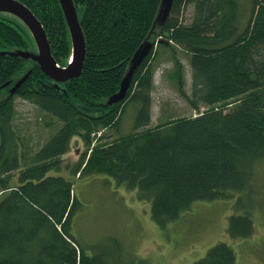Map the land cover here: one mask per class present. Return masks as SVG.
<instances>
[{
  "label": "trees",
  "instance_id": "trees-1",
  "mask_svg": "<svg viewBox=\"0 0 264 264\" xmlns=\"http://www.w3.org/2000/svg\"><path fill=\"white\" fill-rule=\"evenodd\" d=\"M18 1L42 25L58 65L66 66L71 40L59 0ZM248 1L251 12H244ZM160 2L73 0L85 59L81 75L62 83L22 55L37 54L31 33L19 18L0 12V264H115L73 235L82 208L78 179L103 175L137 190L162 231L196 202L249 190L264 163V0H173L150 38ZM147 40L151 49L133 71L125 98L109 104ZM181 52L188 58L190 92ZM160 56L172 65L165 80L193 114L149 127ZM16 98L44 114L50 132L42 143L33 145L16 124ZM128 108L132 130L120 134ZM72 139L85 150L65 174L63 156ZM227 231L246 239L254 225L248 213L232 215ZM135 264L155 263L139 258ZM191 264H235V255L218 243Z\"/></svg>",
  "mask_w": 264,
  "mask_h": 264
},
{
  "label": "rangeland",
  "instance_id": "rangeland-1",
  "mask_svg": "<svg viewBox=\"0 0 264 264\" xmlns=\"http://www.w3.org/2000/svg\"><path fill=\"white\" fill-rule=\"evenodd\" d=\"M191 12V8L185 10L184 18L188 19ZM244 12H251L249 1L244 4ZM164 16V0H161L150 38L154 37ZM179 58L184 66L186 90L190 92L188 58L183 52L179 53ZM155 64L149 127L193 114L176 89L165 80L172 68L169 59L160 56ZM14 104L15 122L23 127L27 140L33 145L42 143L50 132L42 124L44 114L20 98H16ZM123 119L119 133L127 134L132 130V108H128ZM53 123L52 128L56 127ZM70 147L63 156L62 172L65 174H68V166L85 150L80 139H72ZM250 185L246 192L234 193L228 199L192 204L179 220L162 231L151 219L150 202L140 201L137 190L116 185L103 175L78 179L74 186L82 208L74 218L73 235L84 247L90 245L89 250L96 256H106L108 263L135 264L139 258H147L155 264H191L203 258L214 245L225 243L234 252L235 264H264V163L257 167ZM247 213L254 225V233L246 239L229 236L230 217Z\"/></svg>",
  "mask_w": 264,
  "mask_h": 264
},
{
  "label": "water",
  "instance_id": "water-1",
  "mask_svg": "<svg viewBox=\"0 0 264 264\" xmlns=\"http://www.w3.org/2000/svg\"><path fill=\"white\" fill-rule=\"evenodd\" d=\"M172 2L173 0H164L165 16L163 21L169 13ZM59 3L67 23L72 48V61H70L66 67L58 66L56 60L52 56L46 33L30 9L18 0H0V12L8 13L19 18L33 37L37 54H21L25 57H32L38 63L44 74L55 83H62L69 79L78 78L81 75L85 59L84 36L73 0H59ZM149 49H151V44L148 42L136 52L129 71L121 83L119 93L110 98L109 104H115L125 98L133 71L140 64ZM29 74L30 71L14 84L10 90V94H13L17 90ZM8 85L9 83L5 84L4 87Z\"/></svg>",
  "mask_w": 264,
  "mask_h": 264
},
{
  "label": "bare ground",
  "instance_id": "bare-ground-1",
  "mask_svg": "<svg viewBox=\"0 0 264 264\" xmlns=\"http://www.w3.org/2000/svg\"><path fill=\"white\" fill-rule=\"evenodd\" d=\"M162 51V50H161ZM3 90V89H2ZM41 111V110H40ZM94 135V134H93ZM21 136V135H20ZM97 136V135H96Z\"/></svg>",
  "mask_w": 264,
  "mask_h": 264
}]
</instances>
